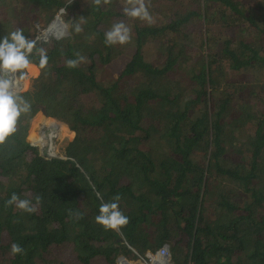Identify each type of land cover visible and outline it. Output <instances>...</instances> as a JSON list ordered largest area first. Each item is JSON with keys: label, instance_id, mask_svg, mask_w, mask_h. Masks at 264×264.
<instances>
[{"label": "trees", "instance_id": "1", "mask_svg": "<svg viewBox=\"0 0 264 264\" xmlns=\"http://www.w3.org/2000/svg\"><path fill=\"white\" fill-rule=\"evenodd\" d=\"M146 3L151 25L126 17V0H0V39H35L63 8L82 29L36 44L38 77L17 73L31 107L0 144V264H118L164 246L172 264H264V0ZM119 21L131 42L106 45ZM42 108L76 135L65 158L27 141ZM14 193L39 195L38 211L7 206ZM116 195L119 232L95 222Z\"/></svg>", "mask_w": 264, "mask_h": 264}, {"label": "clouds", "instance_id": "2", "mask_svg": "<svg viewBox=\"0 0 264 264\" xmlns=\"http://www.w3.org/2000/svg\"><path fill=\"white\" fill-rule=\"evenodd\" d=\"M110 2L111 0H94L96 5H101L102 3L108 4ZM122 11L126 17L133 20L139 19L149 25L155 22L149 11V5L146 3V0H126V6L123 7ZM80 20L84 19L81 18ZM71 25H75L76 32L82 31L78 24L64 23L60 35H67ZM37 26L39 25L37 24ZM39 38L40 37L29 39L23 34L21 29H17L11 32L10 35H5L0 39V144H3L7 138L15 133L17 122L21 114L30 111V104L18 94L19 90L16 87V74L20 73L21 79L26 76V73L22 72V70L29 68L31 64L30 56L33 49L36 48V41ZM131 39L132 29L124 21L114 23L112 27L105 32V44L109 46L116 44L125 45L130 43ZM37 52L39 54V65L41 68H44L48 64L47 53L43 48L37 49ZM76 57V59H68L66 61L67 67L76 68L86 61V57L79 53L76 54ZM96 195L98 199H103L99 192H97ZM26 196L31 197L32 193L28 192ZM120 199V196L116 195L111 201L101 203L99 215L95 217V222L98 225L106 230L119 232L120 229L129 224L128 216L120 210ZM35 201L36 204L34 205L31 199L21 198L14 193L6 203L7 206L15 205L17 209L31 214L38 211L41 197L36 195ZM70 215H75L77 219L81 218L79 211L75 213L70 211ZM10 249V254L12 256L25 254L24 248L19 243H12ZM152 259L154 261L159 259L160 264H166V261L170 259L167 246L161 248Z\"/></svg>", "mask_w": 264, "mask_h": 264}, {"label": "rangeland", "instance_id": "3", "mask_svg": "<svg viewBox=\"0 0 264 264\" xmlns=\"http://www.w3.org/2000/svg\"><path fill=\"white\" fill-rule=\"evenodd\" d=\"M43 30L46 31L47 29H43ZM68 37H70L69 32H68L67 35H64L60 40H63L64 38H68ZM41 38L44 39V40L48 39L49 41H52L53 40V37H51V36H42ZM38 76H39V71L37 72L35 68L32 69V70L29 69V68H27V77L28 78L32 79V78H35V77H38ZM18 82H21L22 83V84H20V86L17 84V88H19L18 90L20 91L21 89L24 88V93H18V94L19 95H23L26 92H28V89H29V80H27V81H20L18 79ZM44 126H54L57 129V135H52L51 136L52 142H49L50 141V136H46V138H45L44 135L42 134V130H43ZM54 127H52V128H54ZM55 128H54V130H56ZM75 137H76V135H75V133H74V131H73V129L71 127L64 126L60 122H57L56 120H54L52 118L45 117L40 112L36 116V118H35V120H34V122L32 124V129L28 133L27 141L31 145L38 147L40 149V151L44 150V149H42L43 148L42 147V145H43V142L42 141L43 140L44 141H47L49 145L50 144L52 145V152L54 151L60 157L65 158L63 151H65V147L69 143H71L75 139ZM229 142H230V139L226 137L225 138V141H223L221 143V146H223L224 148H228L229 147ZM234 144L237 145V146H239L238 143H234ZM213 152H216V150H214ZM60 157H58V158H60ZM221 157H222V154H221L220 158ZM219 181L220 180H216V182H219ZM227 188H229V186ZM227 188H225V189H227ZM225 189L220 190V191H225Z\"/></svg>", "mask_w": 264, "mask_h": 264}, {"label": "built area", "instance_id": "4", "mask_svg": "<svg viewBox=\"0 0 264 264\" xmlns=\"http://www.w3.org/2000/svg\"><path fill=\"white\" fill-rule=\"evenodd\" d=\"M65 15H66V9L63 8V9H61L58 12V14L56 15L53 23L51 25H49V27L47 28L46 31L38 26L37 27V30H38L37 37H40V38L37 39L36 44L42 43V42L49 43V40L48 39H46V40L42 39L41 38L42 36H51V37H53V40L60 41V39L63 37V36L60 35V32L63 29V25H64L63 17ZM17 84H18V77H17V74H16V87H17ZM42 142H43V145H42L43 148L42 149H44V140ZM42 151H41V153L43 155H45L46 157H48V158H58V157H60L54 151L52 152V145L51 144L48 145L47 150H42ZM60 158H62V157H60ZM167 248H168V251L170 253V248L168 246H167ZM159 250H156L154 252H149L144 257L139 256L134 250H132L135 253V255L138 256L137 257L138 259L136 261L132 262V260H128L124 256H120L119 259H118V264H160V260L159 259H157L155 261L152 259V257H154ZM166 264H172L171 263V254H170V259L166 261Z\"/></svg>", "mask_w": 264, "mask_h": 264}, {"label": "bare ground", "instance_id": "5", "mask_svg": "<svg viewBox=\"0 0 264 264\" xmlns=\"http://www.w3.org/2000/svg\"><path fill=\"white\" fill-rule=\"evenodd\" d=\"M51 30H52V29H51ZM51 30H50V31H51ZM20 84H22V83H21V82H18V85H19V86H20ZM17 89H19V88H17ZM49 127H50V128H47V127L45 128V127H44L43 130H42V134L44 135L45 138H46L47 131L50 130V131L52 132V131L54 130V128H55L54 126H49ZM52 127H54V128H52ZM55 129H56V128H55ZM52 133H53V132H52ZM46 140H47V139H46ZM49 142H52L51 136H50V141H49Z\"/></svg>", "mask_w": 264, "mask_h": 264}, {"label": "water", "instance_id": "6", "mask_svg": "<svg viewBox=\"0 0 264 264\" xmlns=\"http://www.w3.org/2000/svg\"><path fill=\"white\" fill-rule=\"evenodd\" d=\"M41 113L45 116V117H48L47 114H46V111L42 108V111ZM48 142L47 141H44V150H47L48 148Z\"/></svg>", "mask_w": 264, "mask_h": 264}, {"label": "crops", "instance_id": "7", "mask_svg": "<svg viewBox=\"0 0 264 264\" xmlns=\"http://www.w3.org/2000/svg\"><path fill=\"white\" fill-rule=\"evenodd\" d=\"M34 68H35V66H33V65H30V66H29V69H31V70L34 69ZM38 71H39V70H38Z\"/></svg>", "mask_w": 264, "mask_h": 264}]
</instances>
